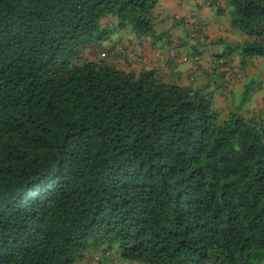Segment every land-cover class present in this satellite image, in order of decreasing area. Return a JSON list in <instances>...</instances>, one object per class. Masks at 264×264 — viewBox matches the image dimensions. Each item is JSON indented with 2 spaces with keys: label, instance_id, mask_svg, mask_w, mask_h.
Instances as JSON below:
<instances>
[{
  "label": "trees",
  "instance_id": "1",
  "mask_svg": "<svg viewBox=\"0 0 264 264\" xmlns=\"http://www.w3.org/2000/svg\"><path fill=\"white\" fill-rule=\"evenodd\" d=\"M190 1L157 32L161 0H0V264H264V107L216 109L264 0Z\"/></svg>",
  "mask_w": 264,
  "mask_h": 264
},
{
  "label": "crops",
  "instance_id": "2",
  "mask_svg": "<svg viewBox=\"0 0 264 264\" xmlns=\"http://www.w3.org/2000/svg\"><path fill=\"white\" fill-rule=\"evenodd\" d=\"M175 1L174 0H161L160 3V7L158 9V15L156 14V19L154 21V26L155 28H160L162 25H167V24H173L172 21V16L178 15L181 17H184L186 19V22L192 23L193 25L197 24V19L200 18L199 16L205 15V12L201 10L200 13H198V17L197 19H192L190 17L191 14H193L195 17L196 12L193 11L194 5L192 4V1L190 0H181V6L180 7H175ZM202 18V17H201ZM227 18L226 17H221L218 20L213 21H206V22H201V24H199V26H201V30L203 29V31L205 32V34L208 36L207 43H211L212 40H214L217 37H221L223 40H231V41H238L239 38L238 36L232 32L230 33L228 31V27H230V22L228 21L227 23ZM217 30V31H215ZM204 34V33H203ZM238 38V39H235ZM150 43V42H149ZM149 43L147 44L146 41H140L139 40V48L137 49V51H135V55H139L143 56L152 54V50H147L146 47H149ZM138 44V43H136ZM145 45V48L142 51H139L140 47ZM139 51V52H138ZM154 53V52H153ZM233 60L230 64V69L231 70H226L227 74L232 73V74H236L238 72H240L243 75V79L242 82L237 84L232 91L228 94V96L226 98H228V100L226 101L225 97L224 98H217L216 100V108L217 110L224 111L225 108L228 106L229 102L231 101H235V97L237 93H242L243 88L246 86H252L254 83V86L258 85V89H254L253 90V94L251 96V99L249 101V105L250 107H264L263 103H264V72L263 70H261V68L264 69V62L261 59H252L251 61H247L245 64L243 61V63H241L239 57L237 56H233ZM203 59L202 62H199V67H194L193 66V70H195L197 68V70H199L200 72L203 71L204 69H206V67H210V65L212 64L211 60L210 63L209 60ZM210 59V58H209ZM180 61H184V60H180ZM242 65H246L247 68L245 71L241 72V70L239 69ZM214 67H216L215 64H213ZM184 71V70H183ZM184 74H188V72H183L182 73V78L186 79V76L183 77ZM257 77L262 78V80L260 81ZM256 78V79H255ZM255 79V81H254ZM223 81V80H222Z\"/></svg>",
  "mask_w": 264,
  "mask_h": 264
},
{
  "label": "rangeland",
  "instance_id": "3",
  "mask_svg": "<svg viewBox=\"0 0 264 264\" xmlns=\"http://www.w3.org/2000/svg\"><path fill=\"white\" fill-rule=\"evenodd\" d=\"M227 23H228V20H227ZM115 26H117L116 24H114L113 26H110V28H109V30L111 31V33L113 32V34L115 35V37H116V39H113L114 41H118L119 40V36H121L122 35V33H124L125 31H121V30H119V29H117ZM169 26H170V24H167V25H162L161 26V29L160 28H156L157 29V32H159V31H162V29H169ZM115 27V28H114ZM229 30V29H228ZM215 31H217V30H215ZM127 32V31H126ZM126 34V37L128 36L129 38L128 39H131L132 40V37H131V34L130 35H127V33H125ZM235 39H238V38H235ZM194 40V39H193ZM113 43H115V42H113ZM105 45H108V44H105ZM145 48V45H143V46H141L140 47V49H139V51H142L143 49ZM186 49H184V50H182L181 52H180V54H187V47H185ZM102 49H108V47H102ZM146 49L147 50H152V48L150 49L149 47H146ZM138 51V52H139ZM189 51H191V49L189 48ZM192 52V51H191ZM235 53V52H234ZM154 54V53H153ZM98 55H100V53H95L93 56L94 57H97ZM93 56L92 55H90V58L91 59H94L93 58ZM147 57H151L150 56V54H148L147 55ZM247 61H251V59H248ZM177 67H179L178 69H180V68H186V66H187V64H186V62L185 61H180V60H178L177 59ZM192 65L190 64L189 65V67H191ZM246 68H247V66L246 65H242L239 69L241 70V72H243V71H245L246 70ZM261 70H263V72H264V69L263 68H261ZM247 71V70H246ZM264 74V73H263ZM184 76H186V74H184L183 75V77ZM260 81L262 80V78H260V77H257ZM256 79V78H255ZM255 79H254V81H255ZM221 81L222 80H217V82H219V83H221ZM254 89H258V85L257 86H255V87H250V94H251V92H253V90ZM237 99L235 100V103L236 104H238V108H239V110H240V112L242 113V114H244V115H247L246 114V110L248 109L246 106L247 105H244V103H242V104H240V101H241V94L240 93H237ZM251 109V108H250ZM258 110H260V109H257L256 108V111H258ZM253 115V114H252ZM113 254H115V251H113ZM88 257V256H87ZM86 257V258H87ZM97 258H95V259H93L92 260V258L90 259H84L83 261H82V264H96L97 263ZM102 264V263H101ZM104 264H106V263H104ZM117 264H122V263H120V261L118 260V263Z\"/></svg>",
  "mask_w": 264,
  "mask_h": 264
},
{
  "label": "clouds",
  "instance_id": "4",
  "mask_svg": "<svg viewBox=\"0 0 264 264\" xmlns=\"http://www.w3.org/2000/svg\"><path fill=\"white\" fill-rule=\"evenodd\" d=\"M243 63V62H242ZM231 70V69H230ZM242 79H243V75L240 73V72H238V73H236V74H232V73H229V74H227V77H226V79H225V84H226V86H225V88H226V93L227 94H229L231 91H232V89L237 85V84H239V83H241L242 82ZM250 87L251 86H245L244 88H243V90H242V93H241V101H240V103L242 104V103H244V105H247L246 107L248 108L246 111H249V110H254V112H250L251 114H254L255 113V111H256V108L257 109H260L261 107H256V108H254V107H250V105H249V101H250V99H251V96H252V94H253V92H251V94H250ZM252 87H255L254 86V83H253V85H252ZM238 97H237V94H236V97H235V100L237 99ZM263 106H264V103H263ZM251 108V109H250ZM217 109V108H216ZM220 111V110H219ZM247 113V112H246Z\"/></svg>",
  "mask_w": 264,
  "mask_h": 264
}]
</instances>
